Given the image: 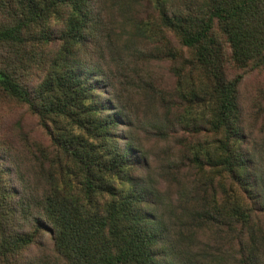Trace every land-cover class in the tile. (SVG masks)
<instances>
[{
  "label": "trees",
  "instance_id": "16d2710c",
  "mask_svg": "<svg viewBox=\"0 0 264 264\" xmlns=\"http://www.w3.org/2000/svg\"><path fill=\"white\" fill-rule=\"evenodd\" d=\"M143 1L0 0V264H264V0Z\"/></svg>",
  "mask_w": 264,
  "mask_h": 264
},
{
  "label": "rangeland",
  "instance_id": "374dc122",
  "mask_svg": "<svg viewBox=\"0 0 264 264\" xmlns=\"http://www.w3.org/2000/svg\"><path fill=\"white\" fill-rule=\"evenodd\" d=\"M147 4L146 0L143 1L141 5H132L130 13L133 11L139 15H147ZM112 26L115 27L114 32L116 33V38L119 35L124 34L123 39L130 42L134 41V36L136 35L135 31L125 24V21H122V18H119L120 14L114 9L108 10ZM241 97L248 111L251 113L247 115V124L254 126L257 129H260L263 126L264 122V72L263 71H253L249 73L241 86ZM148 108V105H147ZM146 105L142 108V111L139 113L143 116L145 115ZM24 121V127L31 135L37 139H40L44 142L48 141L46 134L44 133L42 127L39 125L36 117L32 116L28 111L23 107L14 105L13 103L3 102V113H2V125L0 128V135L5 133L7 130L15 127V133L17 132L16 123L19 120ZM8 127V129H7ZM124 130V128H123ZM246 131L248 129L246 128ZM139 138L144 146H147L149 149L155 145L156 140L152 137L151 132L146 129L140 130L138 133ZM248 142L245 143L246 156H248V180L253 182L254 185L264 193V170L259 164V159L254 151V148L251 147L250 141L251 137H247Z\"/></svg>",
  "mask_w": 264,
  "mask_h": 264
}]
</instances>
